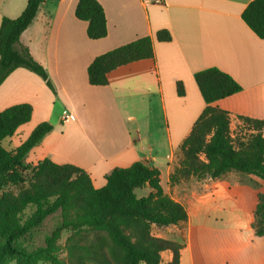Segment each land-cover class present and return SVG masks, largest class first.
I'll list each match as a JSON object with an SVG mask.
<instances>
[{
	"label": "crops",
	"instance_id": "1",
	"mask_svg": "<svg viewBox=\"0 0 264 264\" xmlns=\"http://www.w3.org/2000/svg\"><path fill=\"white\" fill-rule=\"evenodd\" d=\"M98 1L108 23L104 39L88 37V23L76 17L79 0H45L22 34L21 44L46 69L54 90L25 68L0 86V112L19 104L33 107L31 121L2 143L8 151L15 152L39 124L49 122L54 129L29 153L28 164L44 159L73 164L90 175L95 188H102L114 169L146 161L160 170L165 191L163 182L170 183L181 146L206 107L195 74L212 67L243 87L213 104L230 113L233 133L242 127L240 117L264 121V39L242 19L253 0ZM26 7L27 0H0V26L4 17L16 19ZM162 29L171 32L172 41H157ZM148 36L154 41L153 59L110 72L107 86L90 85L88 68L98 56ZM178 83L184 85V96L178 94ZM66 114L72 115L68 122ZM250 178L261 186L264 182ZM240 187L248 189L249 197ZM232 192L249 201L247 230L253 241L263 243L252 228L257 200L250 188L207 178L199 191L200 200ZM173 199L187 205L189 214L193 197ZM207 227L202 224L200 230ZM162 258L169 264L173 254L166 251ZM180 264H264V249H191L190 241L181 250Z\"/></svg>",
	"mask_w": 264,
	"mask_h": 264
},
{
	"label": "trees",
	"instance_id": "2",
	"mask_svg": "<svg viewBox=\"0 0 264 264\" xmlns=\"http://www.w3.org/2000/svg\"><path fill=\"white\" fill-rule=\"evenodd\" d=\"M45 0H27V7L16 19L4 17L0 26V86L17 69H28L54 90L46 69L21 44L22 34L36 19ZM76 17L88 23L91 40L108 36L104 7L98 0H79ZM246 25L264 39V0L251 1L242 14ZM159 42L172 41L167 29L156 34ZM151 37L139 38L98 56L88 68L92 86H107L110 72L141 60L154 58ZM195 81L206 107L181 146L178 167L170 181L222 179L236 172L264 181V121L240 117L237 134L231 129V116L213 106L233 96L243 87L228 73L212 67L195 74ZM179 96L185 88L178 83ZM30 104H19L0 112V264H162V254L170 251L169 264H180L182 242L155 236L154 227H179L188 222L185 206L165 194L161 172L146 161L128 168H116L102 188H95L90 175L73 164H57L44 159L37 165L26 162L29 153L54 127L39 124L15 152L3 142L29 123ZM20 186L18 192L6 190ZM149 187L142 198L136 190ZM30 212V213H29ZM60 214V222L46 237L45 246L25 249L17 243L33 234L47 218ZM252 228L264 237V194H259ZM65 232L67 259L58 258V242Z\"/></svg>",
	"mask_w": 264,
	"mask_h": 264
},
{
	"label": "rangeland",
	"instance_id": "3",
	"mask_svg": "<svg viewBox=\"0 0 264 264\" xmlns=\"http://www.w3.org/2000/svg\"><path fill=\"white\" fill-rule=\"evenodd\" d=\"M223 180L247 186L255 194L256 200L259 194H264V182L261 186L250 176L233 172L226 175ZM205 181L206 179L190 178L189 180H181L177 184H172L170 181L168 186L164 181L163 185L166 191L164 192L172 199L178 198L187 202L189 198L193 197V206L189 212V224L168 228L154 227L152 233L160 238L182 242L185 246L191 241V249H264V239L261 240L263 243H258L259 240L253 241L251 231L247 230L250 217V205L247 198L245 200L232 192V195H216L211 199L200 200V196L203 194L199 193L200 187ZM20 188V186H11L6 190L16 193ZM149 191H151L149 187L140 188L136 190V194L139 198H142L147 196ZM239 191L249 197L247 195L248 189L240 187ZM185 208H187V205H185ZM60 219V214L47 218L40 228L27 238L19 241L17 245L25 249H36L45 246L46 237L57 227ZM202 224L208 226L206 230H200ZM190 226H192V237L189 235ZM69 236L70 233L65 232L58 242L56 255L64 261L67 259L65 247ZM162 262L166 264V258ZM10 264L16 263L12 262ZM38 264L49 263L40 262Z\"/></svg>",
	"mask_w": 264,
	"mask_h": 264
},
{
	"label": "built area",
	"instance_id": "4",
	"mask_svg": "<svg viewBox=\"0 0 264 264\" xmlns=\"http://www.w3.org/2000/svg\"><path fill=\"white\" fill-rule=\"evenodd\" d=\"M72 118L71 114H66L64 118V122H68Z\"/></svg>",
	"mask_w": 264,
	"mask_h": 264
}]
</instances>
